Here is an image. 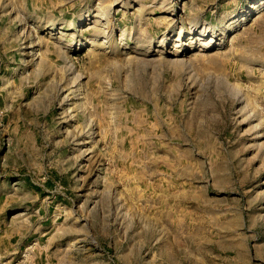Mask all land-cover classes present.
<instances>
[{
	"label": "rangeland",
	"instance_id": "374dc122",
	"mask_svg": "<svg viewBox=\"0 0 264 264\" xmlns=\"http://www.w3.org/2000/svg\"><path fill=\"white\" fill-rule=\"evenodd\" d=\"M260 2L0 4V176L56 180V264H264Z\"/></svg>",
	"mask_w": 264,
	"mask_h": 264
},
{
	"label": "crops",
	"instance_id": "0c3cea01",
	"mask_svg": "<svg viewBox=\"0 0 264 264\" xmlns=\"http://www.w3.org/2000/svg\"><path fill=\"white\" fill-rule=\"evenodd\" d=\"M9 0H0L7 5ZM6 16V15H5ZM4 15H0V22ZM3 34V31H0ZM0 35V149L3 137L21 126L22 117L11 109L13 61ZM21 85H23L21 83ZM19 118V119H18ZM56 180L40 183L32 176H0V264H56L59 261L57 226L62 204ZM60 201V202H59Z\"/></svg>",
	"mask_w": 264,
	"mask_h": 264
},
{
	"label": "bare ground",
	"instance_id": "6f19581e",
	"mask_svg": "<svg viewBox=\"0 0 264 264\" xmlns=\"http://www.w3.org/2000/svg\"><path fill=\"white\" fill-rule=\"evenodd\" d=\"M99 4H101V3H99ZM113 5V4H112ZM101 6V5H100ZM103 6V5H102ZM257 6L258 7H260V8H263L264 7V1H262L261 0V2L260 3H258L257 5L255 4L254 6H253V9H255L256 10V8H257ZM108 8V7H107ZM175 10V9H174ZM111 11V10H110ZM258 11V10H257ZM168 13H170V14H174L175 13V11H171V10H169L168 11ZM107 15V13H103V11H102V9L101 8H99L98 7V12H97V14L94 16V17H99V18H101V17H104V16H106ZM101 19H103V18H101ZM109 19V18H108ZM112 20V19H111ZM101 21V20H100ZM112 22V21H111ZM81 24H83V23H81ZM110 24V23H109ZM205 25V24H204ZM207 27V26H206ZM207 29V28H206ZM203 31V30H202ZM191 35L193 34H195L196 35V30L195 29H190V32H189ZM203 33H204V31L202 32V34L201 35H203ZM201 37V36H200ZM202 38V37H201ZM200 39V38H199ZM198 39V40H199ZM84 43L83 42H81V46L83 45ZM162 45V44H161ZM208 47H210V46H207V48ZM202 49V48H201ZM180 51L181 50H179V53H180ZM78 94H80V92L78 93Z\"/></svg>",
	"mask_w": 264,
	"mask_h": 264
},
{
	"label": "built area",
	"instance_id": "2783aa9c",
	"mask_svg": "<svg viewBox=\"0 0 264 264\" xmlns=\"http://www.w3.org/2000/svg\"><path fill=\"white\" fill-rule=\"evenodd\" d=\"M3 115H4V111H0V120L2 119Z\"/></svg>",
	"mask_w": 264,
	"mask_h": 264
}]
</instances>
